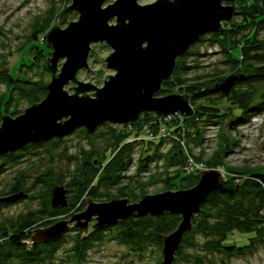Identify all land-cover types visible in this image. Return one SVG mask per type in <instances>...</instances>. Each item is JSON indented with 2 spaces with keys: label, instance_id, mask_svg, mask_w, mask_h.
Masks as SVG:
<instances>
[{
  "label": "trees",
  "instance_id": "trees-1",
  "mask_svg": "<svg viewBox=\"0 0 264 264\" xmlns=\"http://www.w3.org/2000/svg\"><path fill=\"white\" fill-rule=\"evenodd\" d=\"M236 2L240 6L236 5L237 13L233 16L231 24L224 23L221 30L207 33L211 36L212 43H215L226 56L225 63L229 70H227V74L225 71H217L211 75V78L203 82H191L194 79L210 76V74L191 78L187 76V70L194 67L187 65L186 62V57L191 53L192 44L182 56L177 58L171 78L163 81L160 90V92L177 91V93L189 94L190 104L194 111L191 115H179V117H183L185 131L188 134L193 133L200 138L202 127L218 126V150L214 151L212 156L205 160V163L207 166L209 165L208 167H214L217 162L221 163L225 170V180L209 194L199 211L192 216L191 228L182 238L175 253L176 259L177 257L187 259L189 255L186 253V248H191L195 252L202 250L220 252L227 257L243 254L247 252V249H250L248 246H253L254 237L262 236L264 231V166H250L246 163L231 165L225 163L221 157L217 158L222 155L221 153H226L237 144L235 137L223 132L225 127L235 130L238 126L248 123L252 115L264 114V37L260 36L264 29V0H235V4ZM238 18L240 19L238 20ZM41 32L40 27L35 28L32 40H38V35ZM202 36L198 41L202 40ZM35 48L38 51L43 50L41 46H35ZM234 51L236 52L234 53ZM197 54L199 53L197 52ZM24 65L29 66L26 63ZM43 67L47 71L46 64ZM231 74H237L239 78L234 82L229 92L224 93L217 88V85ZM0 83L4 85V90L0 91V121L3 113H17L21 100H25L29 105L41 100L47 91L46 84H36L33 80L20 79L17 75L6 73L2 69H0ZM225 102H227L226 109H221V105ZM177 115L172 114L168 120L166 116L157 117L153 113H143L139 121L153 119L154 137H157L161 125L165 128L172 126L173 132H179V129L173 126L178 119ZM136 123L132 124L135 126ZM188 128H192V132ZM81 132L84 133L85 138L89 139V142L86 146L80 145L77 155L74 156L73 167L67 168L71 177L70 181L63 182L61 177L55 176L52 169L44 171L34 182L40 185L38 193H41L43 208L21 214L15 219H6L4 225L0 227V242L7 244L4 249H14V253L19 258L18 264H44V261L51 259L59 239L35 242L30 247H27L25 241L29 239L31 229L39 222L42 225L49 224V219H46L49 214L63 216L73 209L72 198L78 199L84 194L91 193L93 201L102 202L104 198L100 190L111 191L110 189L114 187L117 189L115 197L119 198L138 199L148 193L146 186L153 181L151 179L155 174L151 176L149 174L144 178L141 173L144 172L145 164L138 167L135 175H124L131 162L132 151L136 144L134 140L130 141L131 135L125 132V129L122 128L117 132L112 124L107 123V132L104 134L106 138L102 147L98 146L95 140H91L94 132L89 133L83 128H81ZM54 139H49L46 142H53ZM163 141L164 138L158 137L156 149L152 154L145 156L144 162L160 156L158 148ZM44 144H46L44 141L36 142V145ZM30 145H35V143H29L22 149ZM17 151L0 155V174L7 168L6 164L14 160ZM107 154L110 155V158L100 169L101 160L98 158L100 156L107 157ZM170 157L168 163H175L177 168L173 175L165 171L168 174L163 178V181L167 190L174 189L172 191H176L194 186L198 181L199 174L185 173L184 150L178 146L170 152ZM96 160L98 164L95 163ZM125 177H128V180L124 183L121 182ZM174 179L180 181L178 187L171 186L175 185L171 183ZM20 180V175L16 176L7 188L1 190V193L10 195L20 191H29L30 187H25L20 183ZM55 185H62L67 189V204L65 206L56 208L51 206V191ZM43 186L46 189H43ZM5 204L7 202L0 201V207ZM179 221L178 214L164 212L160 215L147 217L133 215L128 222L119 221L106 227L118 229L119 239L122 243L142 251L151 244L157 247L161 241L160 235L173 231ZM233 231L246 235V238L247 234L253 236L249 237L248 245L231 244L226 240L228 233ZM197 235L204 236L206 240L200 243ZM75 241L79 243L78 239ZM5 257H8L7 260L11 259L9 256ZM6 258L0 259V264H7ZM194 262L202 264L198 258L194 259Z\"/></svg>",
  "mask_w": 264,
  "mask_h": 264
},
{
  "label": "water",
  "instance_id": "water-1",
  "mask_svg": "<svg viewBox=\"0 0 264 264\" xmlns=\"http://www.w3.org/2000/svg\"><path fill=\"white\" fill-rule=\"evenodd\" d=\"M105 1L71 0L47 31L45 39L52 48L45 59L50 73L47 92L15 117L2 114L0 155L29 143L62 137L80 127L89 133L104 123L123 127L138 122L143 113L157 117L193 113L189 94H156L163 81L171 78L178 57L202 35L221 30L223 23L231 24L237 13L235 0H154L145 4L113 0L103 5ZM72 10L78 14L77 19L60 27L58 21ZM95 42H104L111 48L103 60L114 74H102L101 86L77 79L80 69H89L87 59L91 43ZM60 58L64 60L58 67ZM238 78L237 74L228 75L217 88L228 93ZM68 83L72 86L66 90ZM199 171L197 183L188 189L147 194L136 202L129 198L102 202L88 199L86 208L69 220L33 229L26 243L54 241L73 227L85 233L92 218V227L101 229L127 222L133 215L169 212L178 214L180 221L173 231L160 235V264H172L182 238L191 228L192 216L225 180V173L216 168ZM66 193L62 185H55L51 206H65ZM23 197L26 194L20 191L0 197V201L11 203Z\"/></svg>",
  "mask_w": 264,
  "mask_h": 264
},
{
  "label": "rangeland",
  "instance_id": "rangeland-1",
  "mask_svg": "<svg viewBox=\"0 0 264 264\" xmlns=\"http://www.w3.org/2000/svg\"><path fill=\"white\" fill-rule=\"evenodd\" d=\"M112 1L106 0L103 5ZM152 1L154 0H138L142 4ZM70 3L71 0H0V69L6 71V73L15 74L20 79L33 80L36 84L43 83L47 85L50 80V73L44 69L43 65L45 64V59L50 56L52 48H49L51 47L50 44L49 47L47 46L48 43L45 39V34L58 20L59 14ZM247 4L249 3L247 2ZM236 5L238 7L240 6L237 2ZM77 17L78 14L72 10L65 15L62 21H58V25L65 27L70 21H75ZM110 22L112 23L114 20L112 19ZM39 27L42 29V32L39 33L38 40H32L33 30ZM260 36L264 37V29L261 31ZM210 38L211 36L209 34L203 35L201 41L192 45L191 53L186 57L187 65L194 66L187 70L188 77L207 76L208 74L210 76L203 79H194L191 82H203L211 78V75L217 71H225V73L229 71L225 63V54L215 43H212ZM35 46H41L43 50L38 51ZM91 49L87 59L89 69H80L77 73V79L101 86L104 79L102 74H114V70L108 68L103 60L110 53L111 48L104 42H95L91 43ZM63 60V58L58 60V67H60ZM25 63L29 64V66H25ZM70 86L72 84L68 83L64 88L67 90ZM2 90H4V85L0 83V91ZM68 92L72 93L73 91L68 90ZM87 93H92V91H87ZM173 93H177V91H164L156 95L162 96ZM27 103L25 100H21L18 104L19 111L17 113L3 114L15 117L30 105ZM226 104L227 102L223 103L221 109H226ZM177 118L173 126L177 127L179 132H173L172 126L165 128L161 125L157 137H154V120L151 118L140 120L135 126L133 124L123 127L121 125H114V129L117 132L122 130V128L125 129V132L131 135L130 141L134 140L136 142L132 151L131 162L124 175H135V172L141 164H145L143 167L144 172L141 173L144 178L149 174L150 176L155 174L152 176L153 179H151L153 181L146 186L147 194H155L167 190L163 178L168 173L170 175L175 173L177 165L175 163L169 164L168 161L171 158L170 152L178 146L184 150V162L188 156H192L196 161L205 163V160L211 157L214 151L218 150L219 129L217 125L202 127L201 137L198 138L193 133L188 134L185 131L186 127L183 123L182 116L179 117L177 115ZM188 130L192 132V128H188ZM106 132L107 123H104L92 133L93 138L91 140H95L98 146L102 147L104 145L103 142H105L106 135L104 134ZM223 132L235 137L237 144L226 153H221L223 156L216 155L217 158L221 157L225 163L227 162L231 165L246 163L250 166H264L263 113L252 115L248 123L238 126L235 130H229L225 127ZM163 133H165V136L161 135ZM158 137L164 138L163 143L158 148L160 156L144 162L145 156L152 154L156 149ZM44 142L46 143L44 145H36L35 143V145L18 150L14 160L8 162L6 164L7 168L0 174V197L7 195L2 194L1 190L7 188L16 176L20 175V183L27 188L30 187L29 191H24L27 194L26 197L0 207V227L4 225L3 223L6 219H15L21 214L43 208V204H41V193H38L40 185L34 183L35 180L44 171L52 169L55 176L61 177L63 182L70 181L71 177L67 168L71 169L73 167L75 163L74 156L77 155L80 145L86 146L89 139L85 138L84 133L81 132V128H76L59 137V139L55 138L53 142ZM72 155L73 157H71ZM106 156L104 158L101 156L98 158L101 160L100 169L105 166L106 161L110 158L109 154ZM95 163L98 164V161L96 160ZM205 166L207 169H224L223 165L218 162L214 167L208 168L209 165L207 166L206 163ZM165 171L168 173H165ZM127 178H123L121 182H126L128 180ZM171 183L175 184L171 185L172 187H178L180 185V181L176 179L172 180ZM43 189L46 188L44 187ZM110 190H100L103 194V201L119 198L115 197L117 191L115 187ZM170 190L172 191L174 189ZM68 195H71V193H68ZM92 196L93 194L89 193L84 194L78 199L72 198L71 201L74 203L73 209H70L63 216L49 214L46 219H49V224H54L60 220H69L72 215L86 208L88 199L94 200ZM141 198L129 199L132 202H136ZM94 223L95 219H91L88 224L89 228L85 233L80 227H73L62 234L58 238L59 243L55 246L51 259L44 261V264H160L162 260V241H160L157 247L151 244L142 251L136 250L133 246H129L120 241L118 229L113 227L94 229L92 227ZM48 225H42L39 222L34 229ZM250 236L253 235L247 234L246 238V235L233 231L228 233L226 241L231 244L248 245ZM76 239L79 240V243L75 241ZM197 239L200 243L206 240L201 235H197ZM26 242L27 240L25 241L27 247H30L31 244H27ZM5 246H7L5 242H0V259L2 260L6 258L5 256H9L11 259L7 260V257L5 260L8 262L7 264H18L19 258L14 253V249H4ZM248 248L250 249H247V252L243 254H234L229 257L220 252H206L204 250L195 252L191 248H186V253L189 255L187 259L181 257H177L176 259L175 256L172 264H196L194 262L196 258L200 259L202 264H264V231L262 236L254 237L253 246H248Z\"/></svg>",
  "mask_w": 264,
  "mask_h": 264
},
{
  "label": "built area",
  "instance_id": "built-area-1",
  "mask_svg": "<svg viewBox=\"0 0 264 264\" xmlns=\"http://www.w3.org/2000/svg\"><path fill=\"white\" fill-rule=\"evenodd\" d=\"M171 115L172 114H168V115H166V117L169 118ZM128 125H130V124H127L126 126H128ZM163 131H164V129H163ZM161 135L165 136V133H163ZM185 162H186V164H185L184 168H185V173H187V174H199L200 173L199 170H206L207 169V167L205 166V164L202 161L198 162L192 156H188L186 158ZM216 169H218V168H216ZM218 170L225 173L224 169H218Z\"/></svg>",
  "mask_w": 264,
  "mask_h": 264
},
{
  "label": "flooded vegetation",
  "instance_id": "flooded-vegetation-1",
  "mask_svg": "<svg viewBox=\"0 0 264 264\" xmlns=\"http://www.w3.org/2000/svg\"><path fill=\"white\" fill-rule=\"evenodd\" d=\"M225 4H226V3H225ZM80 128H83V127H80ZM83 129H84V128H83ZM92 219H93V218H92ZM93 220H94V219H93ZM49 225H50V224H49ZM33 229H34V228L31 229V232H32Z\"/></svg>",
  "mask_w": 264,
  "mask_h": 264
}]
</instances>
